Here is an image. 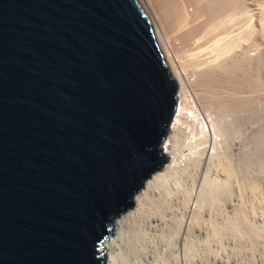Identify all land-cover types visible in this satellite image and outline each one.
<instances>
[{"label":"water","instance_id":"95a60500","mask_svg":"<svg viewBox=\"0 0 264 264\" xmlns=\"http://www.w3.org/2000/svg\"><path fill=\"white\" fill-rule=\"evenodd\" d=\"M176 92L137 0H0V264H103L165 188Z\"/></svg>","mask_w":264,"mask_h":264},{"label":"rangeland","instance_id":"374dc122","mask_svg":"<svg viewBox=\"0 0 264 264\" xmlns=\"http://www.w3.org/2000/svg\"><path fill=\"white\" fill-rule=\"evenodd\" d=\"M243 2L245 6L242 10L248 13L246 17L248 23L244 22L246 18L243 19L244 21L241 19L238 21H243V24L246 23L244 27H248L246 44L243 42L244 46L231 52L227 58L228 61H230L229 58H237L236 61L241 58L244 61L246 59L244 56L249 58V61L245 63V60V64L237 71L239 72L237 77L240 78L246 71L249 77L251 76L252 87L245 92L242 91L243 93L238 92V95L237 89L231 87V84L224 88L213 86L214 90L209 88L212 86H208L210 94L207 95L214 99V103L206 96L207 100H205L208 101L209 98L210 103L208 104V101L203 104L205 101L201 103L198 94L196 95V90L200 89L196 85L199 81L198 74L196 75L190 66L185 72L182 69L183 66L180 68L181 65L176 60L178 59L176 53L184 57L181 59L183 61L189 59L184 51L181 52L182 46L179 47L181 44L173 38L168 39L167 33H165L167 37L164 35L165 39L162 41L161 36L158 38L152 18L138 0L141 10L153 28L164 64L177 83L175 97L177 111L180 105L185 108L190 107L199 114V121H204L206 130L209 131L201 141L202 147L199 146L200 148L197 149L189 144L192 142L190 136L194 131L191 125H195L193 127L197 129L196 122L189 121V125L188 122H184L185 124L179 126L180 128L173 133L172 144L177 158H175V164L174 162L166 164L170 165L171 169L166 176L165 188L163 192L152 196L146 202V208L143 206L139 213L141 218L138 216L141 223L136 217L137 232L141 227L142 233L138 232V234H142L144 239L141 241H147L146 246L152 249L148 248V252L155 257L148 261L150 263L142 262V260L143 264L153 262L158 264V260L159 264H173L168 261L174 260L179 254L181 255V257L178 256L181 258L180 264H264V16L262 14L264 0H243ZM239 11L238 15L235 14L236 17L240 16ZM172 61L176 64H172ZM233 93L237 94L235 97L244 98L245 96L246 100L250 101L248 108L240 112L234 111L229 98H235ZM184 117L185 115L182 114V119ZM191 128L192 132H190ZM187 205L191 206L188 207L190 213H187V209L184 208ZM149 211L150 213L153 211L154 215L152 213L149 215ZM155 215L160 216L161 222L152 224V217ZM142 217L144 219L146 217V220ZM182 221L185 223L182 226L184 233L180 242L177 239L179 232L176 227L183 225ZM171 241L172 249L169 248Z\"/></svg>","mask_w":264,"mask_h":264},{"label":"bare ground","instance_id":"6f19581e","mask_svg":"<svg viewBox=\"0 0 264 264\" xmlns=\"http://www.w3.org/2000/svg\"><path fill=\"white\" fill-rule=\"evenodd\" d=\"M137 2H138V0H137ZM139 2H140V4L143 5L146 12L149 13L150 17L152 18L154 26L158 32V35H159L158 38L160 36L162 37V38L160 37V40L162 41L163 39H165L164 35L166 37L168 35L169 36V37H167L168 39L173 38L177 43L181 44V45H179V47L182 46V47H180L181 52L184 51V53H186L185 56L188 57L190 60L189 59H186V60L184 59V61L181 60L184 57H182V55L178 56L179 55L178 53H176V58H178L176 60H177V62L180 63V65H181L180 68L182 66L185 68L184 69L182 67V69L185 72L187 71V67L190 66L192 71L194 69L195 74L196 75L198 74L197 76L199 78V81H198V84H196V85H198V87L200 89L196 90V92H197L196 95L198 94L197 96L199 97V100L201 103H203L205 101V103H203V104H206L209 101L210 97L208 95L210 93L208 92V90H209L208 86H212L209 88H213V86H215L217 88L223 86L222 88H224V86L227 87V85L230 86V84H231L232 85L231 87H234L237 89V92H236L237 94H238V92H239V94L242 91L245 92L246 90L250 89L249 87H252V81L250 78L251 76L249 77V75L246 73L245 70H244L245 71L244 75L241 76L242 78L241 77L239 78V76L237 77V73H239L237 71H239L242 68L243 64L247 63V60L249 58L247 59V57L244 56L246 58V59H244V57H243L244 61L246 60L245 63L242 60V58L238 59V61H236L237 58L236 59H233V58L230 59L229 58L230 61H228V58H227V56H229V54L231 52L237 51L236 49L242 48L244 46V43L246 44L245 40L247 38V34H248L247 32H249V31H248V27H244V25L246 26V23L243 24L242 22L244 21L243 19H245L247 17L248 13L243 12V10H242V8H244V6H245L243 0H139ZM140 8H141V6H140ZM238 11L240 13V16L236 17V15H238ZM262 12H263L262 14L264 16V9L263 8H262ZM239 19H241L243 21L242 22L238 21ZM246 21H247V18L244 22H246ZM247 23H248V21H247ZM152 30H153V28H152ZM165 33H167V35ZM153 35H154V31H153ZM154 39L158 45V42L155 38V35H154ZM172 41L173 40H171V42ZM165 42L167 43L168 41L166 40ZM177 43H174V44H177ZM182 48L184 50H182ZM173 57H175V56H173ZM239 60H240V63H239ZM172 64L175 65L176 62L174 63L172 61ZM194 64H195V66H194ZM177 69H178V67H177ZM184 71H183V73H184ZM188 74H189V72H188ZM186 75L187 74H185V76ZM187 77H189V75H187ZM192 87H194V86L192 85ZM211 90H214V88ZM183 92H184V90H183ZM233 92H235V91H233ZM236 93H233L234 97H235V95H237ZM221 95H222V93H221ZM206 96L209 97L208 101H206L207 100ZM219 97H222V96H219ZM222 98H224V96ZM229 98H231L230 100L232 101V103L230 102V105L232 106V109L236 112H240L242 110H245L246 108H248V106L250 104V101L246 100L247 98L245 96H244V98L243 97L239 98V96L235 97L234 99H233V97H229ZM211 100H213V103H214V99H211ZM223 101H225V100H223ZM209 103H210V101L208 102V104ZM224 104H226V103H224ZM226 107H229V106H226ZM178 109L179 110L177 111V108H176V111L178 112V114L176 112V118H175L173 133L175 131H177V129H179L181 127V125L185 124L184 122H186V123L188 122V125H189V121L194 122V123L196 122L195 124L197 125V129L195 127H193L195 125H191L194 131L192 132V128H191L190 132H192V133H191L190 138H191L192 142L189 144L194 145V147L197 149L199 146H201V144H202L201 141H203V138L206 137V134H207L206 132H209L206 130L207 126H206L204 121H202V122L199 121V119H200L199 114L196 113L195 111H193L190 107L185 108L183 105H180ZM229 109H231V108L229 107ZM182 114H183V116L185 115V117L183 119H182ZM184 119H186V120H184ZM198 129L200 131H198ZM173 133H172V136H173ZM172 136H171L170 142L168 144V147H167V150L165 153V156H167L170 159L169 163L174 162L175 158H177L176 154L174 153V150H173ZM192 145H191V147H193ZM204 154H205V151H204ZM174 164H175V162H174ZM170 169H171L170 165L169 166L165 165V167L162 168L161 171H162V173H164L165 177L167 176V173H168V171H170ZM160 193H158V194H160ZM163 195H164V197L166 196L165 193ZM160 207H161V205H160ZM188 207H191V206L187 205L184 207L187 209V213L189 212ZM145 208H146V206H145ZM142 209L140 211H142ZM145 211H147V210L145 209ZM156 211H159V210H156ZM156 211H155V213H157ZM139 213L136 215L137 218L140 217ZM149 213H150V211L148 212V214ZM151 213L149 215H151ZM191 213H193V212H191ZM148 214L146 213V215H148ZM144 216H145V214H144ZM160 216H161V214H160ZM186 216H187V214H186ZM159 217H158V215L153 216L152 219L154 221L152 220V224H153V222H155V223L161 222V219H159ZM137 218H135V221L129 230H127L121 236H119L114 241H112L111 245L109 246L105 262L103 264H143L142 262H144V261H145V263H146V261H147V263H150L148 261L150 259H152L154 256L152 253L149 254V252H148L149 246L148 247L146 246L147 241L146 242L141 241V239L142 240H144V239L142 238L143 236H141L142 234L141 235L138 234V232H140L141 227L139 228V231L137 232L138 228H136L137 226L135 225ZM140 218L138 220L139 222H140ZM193 218L194 217L192 216L191 219H193ZM143 220H146V217H145V219L143 218ZM139 222H137L138 227H139ZM148 222H150L149 219H148ZM184 223L185 222H183V225H180L178 227H176V225H175V227L178 228L177 230H178L179 234L177 233V236H178L177 239L180 242L182 241L181 240L182 236H183L182 233H184L183 232L184 227H182V226H184ZM191 223H193V222H191ZM191 223H190V226H191ZM140 226H142V224ZM157 226H158V224H157ZM169 231H170V228H169ZM176 231H174V232L176 233ZM140 233H142V232H140ZM140 236H141V238H140ZM168 242H170V241H168ZM168 242L165 243L167 246H168V244H167ZM172 243H173L172 241H171V244L169 243V248H171V249L173 246ZM170 245H172V246H170ZM176 247H177V245H176ZM145 249H147L146 252L144 251ZM149 249L152 250L151 248H149ZM176 250H177V248H176ZM165 252H167V251H165ZM165 252H164V254H166ZM168 252H169V250H168ZM154 255H155V253H154ZM173 255L175 256V254H173ZM176 256H175V258L173 256L171 257L172 259L174 258L175 261L169 260L168 263L171 261V262H173V264H180L181 258H179L178 256L181 257V255L179 254L177 256L178 258H176ZM167 258H168V255H167ZM169 258H170V256H169ZM156 260H158V259H156ZM155 263H157V262H155ZM151 264H154V262ZM158 264H159V260H158Z\"/></svg>","mask_w":264,"mask_h":264}]
</instances>
